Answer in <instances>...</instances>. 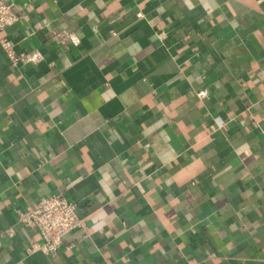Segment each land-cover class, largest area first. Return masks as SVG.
I'll return each instance as SVG.
<instances>
[{
    "label": "crops",
    "instance_id": "0c3cea01",
    "mask_svg": "<svg viewBox=\"0 0 264 264\" xmlns=\"http://www.w3.org/2000/svg\"><path fill=\"white\" fill-rule=\"evenodd\" d=\"M12 1L0 264H264V0ZM57 193L82 226L28 253Z\"/></svg>",
    "mask_w": 264,
    "mask_h": 264
},
{
    "label": "built area",
    "instance_id": "2783aa9c",
    "mask_svg": "<svg viewBox=\"0 0 264 264\" xmlns=\"http://www.w3.org/2000/svg\"><path fill=\"white\" fill-rule=\"evenodd\" d=\"M18 17L12 0H0V33L15 23ZM57 35L61 43H78V38L70 31L61 30ZM0 45L13 65L23 61L27 55L16 53L6 35L0 36ZM16 218L23 225L36 228L41 238V242L33 241L27 247V252L40 251L46 255L56 253L63 238L83 223L77 214L75 202L60 193L40 198L34 209H18Z\"/></svg>",
    "mask_w": 264,
    "mask_h": 264
}]
</instances>
